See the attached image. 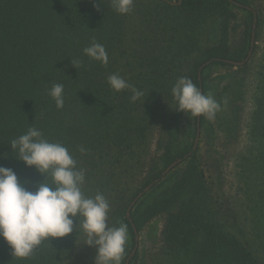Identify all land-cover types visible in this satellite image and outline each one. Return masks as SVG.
Returning <instances> with one entry per match:
<instances>
[{"label": "trees", "instance_id": "trees-1", "mask_svg": "<svg viewBox=\"0 0 264 264\" xmlns=\"http://www.w3.org/2000/svg\"><path fill=\"white\" fill-rule=\"evenodd\" d=\"M169 1L174 2L134 0L131 13L122 16L111 0H0V166L14 170L35 190L33 185L45 177L17 159L11 141L35 126L50 141L64 144L77 167L86 170L83 194L103 193L110 203L109 227L127 225L121 264L137 244L127 217L132 202L195 146L198 117L175 110L171 89L176 80L189 77L210 94L207 72L200 86V68L213 59L243 62L251 49L253 12L245 10L249 21L235 48L230 30L236 7L231 2ZM235 1L249 7L245 0ZM258 17L257 42L262 34ZM204 38L214 43L204 46ZM93 41L105 47L107 65L84 54ZM212 66L231 67L224 62ZM114 73L144 95L133 102L130 89L112 90L107 78ZM233 81L240 83L235 87L239 99L249 93L255 111L243 125L258 140L236 156L234 189L228 195L214 177L213 157L202 148L206 126L213 124L201 117L197 150L132 209L139 237L155 219L164 222L159 249L147 256L139 240L131 264H264V48L255 46ZM52 83L64 86L63 109L48 95ZM229 95L219 93L215 99ZM228 107L218 127L232 140L238 138L242 118L233 116V103ZM212 136H217L213 126L207 138ZM81 146L87 149L84 155ZM77 235L74 231L45 242L24 259L13 257L0 237V264H57L61 255L70 264H95L96 249L83 244L82 233Z\"/></svg>", "mask_w": 264, "mask_h": 264}, {"label": "clouds", "instance_id": "clouds-1", "mask_svg": "<svg viewBox=\"0 0 264 264\" xmlns=\"http://www.w3.org/2000/svg\"><path fill=\"white\" fill-rule=\"evenodd\" d=\"M111 6L119 15H128L134 0H111ZM83 51L90 59L108 64V53L102 44L93 41ZM107 82L115 92L130 89L133 102L144 95L119 73L109 75ZM171 93L178 112L211 121L221 110V103L211 94H204L189 77H179ZM48 95L57 109H63V84L52 83ZM223 103L226 105L227 100ZM10 145L13 152L18 151V160L35 167L45 177L33 185L35 190H30L29 181L21 182L14 170L0 166V237L12 249L13 257L30 258L45 242L52 244L54 238H64L75 231L86 237L83 244L96 249L95 264H121L128 238L127 225L109 227L110 203L103 193L97 192L94 197L83 194L86 170L77 167L69 149L47 139L35 126ZM79 151L82 155L87 153L83 146ZM63 256L56 259L57 264H70Z\"/></svg>", "mask_w": 264, "mask_h": 264}, {"label": "rangeland", "instance_id": "rangeland-1", "mask_svg": "<svg viewBox=\"0 0 264 264\" xmlns=\"http://www.w3.org/2000/svg\"><path fill=\"white\" fill-rule=\"evenodd\" d=\"M174 2H178L177 0H172ZM235 1V0H234ZM251 9H253L257 16L260 14L261 17V36L256 40V45L262 50L264 48V0H245ZM238 2V1H236ZM240 3V2H238ZM242 4V3H240ZM236 8H233V12L236 18L232 21L231 24V45L235 48H238L242 39L243 32L246 26V23L249 21V14L233 5ZM259 22V17H258ZM214 27H212L211 32L213 36H215ZM213 30V31H212ZM218 33V30L216 31ZM256 39V38H255ZM203 45H210L214 43V41L209 40V38L203 39ZM255 45V46H256ZM249 53V52H248ZM239 67L231 66V67H221V66H209L207 67L205 73L207 72L209 78V86H210V94L216 98L217 94L223 93V96L230 93L229 98H225L227 100V104L225 105L222 99H217L218 102L221 103V110L216 114V117L212 121L211 127H214L217 136H212L211 138H207L209 131H211V127L209 124L206 126L204 140L202 141L203 151L206 152L208 157H213L210 161L212 165H209L212 172L214 173V177L217 180H220V184L223 186L224 190L228 193H231V188L234 189V183L237 181L236 176V156L239 152H243L247 147L253 146L254 142H258L257 139H253L251 130L246 125H243L244 118H251L254 114V109L251 110V106L249 105L248 98H250L249 93L245 94L244 99L241 100L236 96L239 94V90H236V86L240 84L239 82L233 81L234 72H236ZM250 73L252 70L248 69ZM254 71V70H253ZM255 72V71H254ZM236 83V84H235ZM252 83V82H251ZM250 87L251 84L249 83ZM226 89H229L226 92ZM224 98V97H223ZM241 100V101H239ZM233 103L234 109L236 110L234 117L241 116V128L238 134V138L225 139V134L218 127V119L225 118L227 114V108L229 109V105ZM239 110V112H238ZM208 120V119H207ZM209 121V120H208ZM240 127V125H239ZM201 142V137L199 144ZM227 153V155L225 154ZM176 170V169H175ZM173 170L171 173H173ZM170 173V174H171ZM164 219L159 217L155 219L153 222L149 223L146 228L140 234V249L147 256H152L159 249V238L162 231ZM146 264H152L148 261ZM153 264H156L155 262Z\"/></svg>", "mask_w": 264, "mask_h": 264}, {"label": "water", "instance_id": "water-1", "mask_svg": "<svg viewBox=\"0 0 264 264\" xmlns=\"http://www.w3.org/2000/svg\"><path fill=\"white\" fill-rule=\"evenodd\" d=\"M179 2H171L169 1L170 4L172 5H180L182 3L183 0H178ZM229 2H231L233 5L243 9V10H248L253 12L254 14V25H253V33H252V40H251V49L248 53L247 58L243 61V62H234V61H230V60H221V59H213L210 60L209 62H207L206 64H204L200 70H199V81H200V86L202 87L203 85V81H202V76H203V72L204 70L211 66L213 63L215 62H224L228 65L231 66H235V67H241L243 65H245L246 63L249 62L250 58L253 55V50L255 48L256 45V30H257V24H258V16L257 13L255 11H253L250 7L244 6L243 4H240L234 0H228ZM203 92V89H200ZM200 137H201V117H198V133H197V137L195 140V146L193 149V152H191L190 154H188V156H185L184 158L178 159L177 161H175L173 164H171L160 176L159 179H157L154 183H152L151 185H149L147 188H145L141 193H139V195L137 196V198L132 202L131 206L129 207V210L127 212V217L130 220V222L133 224V228L135 230L136 233V241L137 244L130 256V258L127 260L126 264H131V260L134 258V256L136 255L137 249L139 247L138 242L140 240L139 234L137 232L136 226L133 223V219L131 217V212L133 207L139 202V200H141L147 193H149L157 184H159L161 182L162 179H164L167 175H169L173 170H175L179 165L183 164V162L194 153V151L197 150L198 146H199V141H200Z\"/></svg>", "mask_w": 264, "mask_h": 264}]
</instances>
